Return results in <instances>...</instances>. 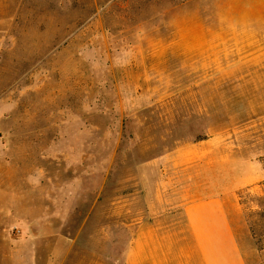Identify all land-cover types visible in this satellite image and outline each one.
Listing matches in <instances>:
<instances>
[{
  "label": "rangeland",
  "instance_id": "rangeland-1",
  "mask_svg": "<svg viewBox=\"0 0 264 264\" xmlns=\"http://www.w3.org/2000/svg\"><path fill=\"white\" fill-rule=\"evenodd\" d=\"M210 196L261 263L264 0H0V264H127Z\"/></svg>",
  "mask_w": 264,
  "mask_h": 264
},
{
  "label": "crops",
  "instance_id": "crops-1",
  "mask_svg": "<svg viewBox=\"0 0 264 264\" xmlns=\"http://www.w3.org/2000/svg\"><path fill=\"white\" fill-rule=\"evenodd\" d=\"M182 214L185 235L179 241L160 250L137 237L127 264H264V260L259 262V251L251 247L246 224L233 200L221 196L196 199L183 205ZM146 247L145 255L141 250Z\"/></svg>",
  "mask_w": 264,
  "mask_h": 264
}]
</instances>
